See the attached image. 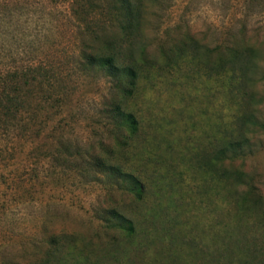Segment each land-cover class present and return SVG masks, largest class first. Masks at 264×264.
I'll return each instance as SVG.
<instances>
[{"label":"rangeland","instance_id":"1","mask_svg":"<svg viewBox=\"0 0 264 264\" xmlns=\"http://www.w3.org/2000/svg\"><path fill=\"white\" fill-rule=\"evenodd\" d=\"M111 1L0 0V84L11 73L27 74L29 102L43 108L42 122H28L27 132L0 131V264L264 258V0L147 2L141 44L151 64L130 94L101 64L85 60L107 45ZM195 45L211 50L212 61L232 48L255 50L260 67L249 105L229 93V72L196 61ZM127 113L140 124L134 137ZM245 113L258 125L235 121ZM229 137L246 139L222 163L240 172L234 182L202 168ZM102 159L134 174L141 198L110 179ZM245 197L248 206L259 204L242 215ZM110 208L133 219L135 237L105 229L101 217ZM61 233L73 235L76 247L48 255Z\"/></svg>","mask_w":264,"mask_h":264},{"label":"trees","instance_id":"2","mask_svg":"<svg viewBox=\"0 0 264 264\" xmlns=\"http://www.w3.org/2000/svg\"><path fill=\"white\" fill-rule=\"evenodd\" d=\"M149 1L153 0H112V14L109 13L111 30L106 31L107 35L103 39L107 45L101 49V52L92 57L91 55H85L87 66L101 64L107 71L106 75L118 82V89L126 94H130V88H134L136 85L140 70L142 71L148 64H151L147 57L146 46L141 44L145 43L143 32L146 3ZM89 7L94 9L91 3ZM99 40V36L96 35L95 43ZM189 45L191 46L190 43ZM188 46H184V48ZM191 49L194 50L196 61L200 60L198 63L206 64V66L216 70L217 73L229 72L230 76L227 82L228 86H231L228 90L229 93L238 92L241 101L245 105H249V102L254 98L253 87L250 85L256 79L255 76H257L260 67L258 62H255L254 55L256 52L254 49L251 47L232 48L227 52L228 56L218 54L214 61H212L213 52L211 50L198 48L196 45L192 46ZM181 53L182 51L179 52L178 49H175V56ZM37 71H40V69L38 68ZM1 80H3V84H0V131L6 133L10 130L8 128L10 125L13 128L16 126L20 132H27L28 122H34V120L36 122L40 118L38 122L41 123L43 108H34L29 102V98L33 97V92L30 90L28 75L19 76L17 73H11L1 78ZM34 82L42 87V81L35 80ZM120 110L118 106L114 112L119 113ZM125 115L128 120H131L130 134L134 137L139 131L140 124L133 113ZM234 119L245 127L247 125H258L252 113H245L234 117ZM245 142V138H240V140H233L230 137L223 139L221 144L208 155V159L202 168L216 174L219 180L227 182L238 180L241 178L240 172L227 170L222 163L230 157V154L237 155L240 146ZM99 161V166L106 170L110 179L120 178L123 183H127L130 193L137 198H141L143 193L142 182L134 174L125 172L113 160L102 159ZM258 204L259 201L255 200L252 206H248L245 197L238 209L242 215H246L245 210H257ZM101 218L102 225L108 231L118 233L128 239L135 237L137 234L133 219L118 209H107ZM73 239V235L66 233L53 236L49 241L51 250L48 255L52 256L66 251V253H69V249L76 247ZM255 252L257 251L255 250ZM235 254L234 256L232 254L224 256L222 259L224 260L223 264H264L263 254L261 253V255L254 253L248 259L243 256L236 257Z\"/></svg>","mask_w":264,"mask_h":264}]
</instances>
